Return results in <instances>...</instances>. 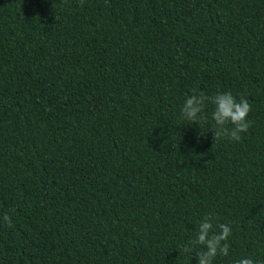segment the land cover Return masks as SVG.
Listing matches in <instances>:
<instances>
[{"label":"trees","instance_id":"1","mask_svg":"<svg viewBox=\"0 0 264 264\" xmlns=\"http://www.w3.org/2000/svg\"><path fill=\"white\" fill-rule=\"evenodd\" d=\"M193 92L248 100L240 141ZM5 213L0 264H196L207 214L213 264L264 262V0H0Z\"/></svg>","mask_w":264,"mask_h":264},{"label":"clouds","instance_id":"2","mask_svg":"<svg viewBox=\"0 0 264 264\" xmlns=\"http://www.w3.org/2000/svg\"><path fill=\"white\" fill-rule=\"evenodd\" d=\"M83 3L84 0H80L81 6ZM206 103L214 106L211 113V118L215 122V127L211 129L214 141L220 139L240 141L241 133H246L251 125L247 119L251 111L248 100L243 96L237 100L230 92H220L214 96L193 92L192 95L186 96L182 104L180 109L182 118L189 124L206 123L208 120L207 115L204 114ZM213 219L211 214L205 215L198 224L195 237L183 246L185 253L196 254V264H213L214 258L218 255L225 257L229 255V244L226 241L232 233L231 226L221 223L215 226L218 230L214 231ZM0 220L6 226H11V217L7 213L0 217ZM196 246H200L201 250L194 251ZM189 258L191 259L190 256ZM234 264H264V262L247 257L236 260Z\"/></svg>","mask_w":264,"mask_h":264}]
</instances>
